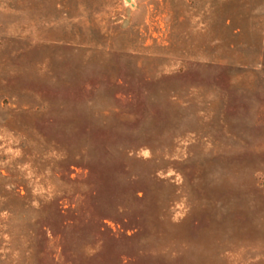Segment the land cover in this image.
<instances>
[{
    "label": "rangeland",
    "instance_id": "374dc122",
    "mask_svg": "<svg viewBox=\"0 0 264 264\" xmlns=\"http://www.w3.org/2000/svg\"><path fill=\"white\" fill-rule=\"evenodd\" d=\"M0 264H264V0H0Z\"/></svg>",
    "mask_w": 264,
    "mask_h": 264
}]
</instances>
